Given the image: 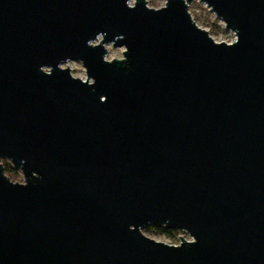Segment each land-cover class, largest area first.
Instances as JSON below:
<instances>
[{"label":"water","instance_id":"95a60500","mask_svg":"<svg viewBox=\"0 0 264 264\" xmlns=\"http://www.w3.org/2000/svg\"><path fill=\"white\" fill-rule=\"evenodd\" d=\"M189 1L0 0V264H264V0Z\"/></svg>","mask_w":264,"mask_h":264},{"label":"rangeland","instance_id":"374dc122","mask_svg":"<svg viewBox=\"0 0 264 264\" xmlns=\"http://www.w3.org/2000/svg\"><path fill=\"white\" fill-rule=\"evenodd\" d=\"M146 3L150 6H160L165 3V0H146ZM188 10L191 13L193 19L200 26L206 28L208 33L216 40L231 41L235 38V31L226 27L222 19L215 14L205 3L199 0H190L188 2ZM107 53L105 57L111 59L112 57L122 58L123 57V46H113L111 43L106 44ZM61 66H68L73 75L81 78L86 77V70L80 60L68 59L60 64ZM10 160L7 158H1L0 162L4 165V162ZM12 165V164H11ZM16 172L14 176L7 175L11 180L24 181V177L20 168H15ZM5 172V171H4ZM141 230L148 236L153 237L157 240H162L168 243H174L178 241L179 234L187 237V233L181 229L175 228L173 234L168 233L160 229V227L148 228V225L141 228Z\"/></svg>","mask_w":264,"mask_h":264},{"label":"trees","instance_id":"16d2710c","mask_svg":"<svg viewBox=\"0 0 264 264\" xmlns=\"http://www.w3.org/2000/svg\"><path fill=\"white\" fill-rule=\"evenodd\" d=\"M4 171L10 177V176H14V174L16 172V169L8 161H6V162H4ZM154 227H160L161 230L166 231L168 233L170 232L172 234H173V232L175 230V229H172V228H167V227H165L163 225H155V224H152V223L148 224V228H154Z\"/></svg>","mask_w":264,"mask_h":264},{"label":"built area","instance_id":"2783aa9c","mask_svg":"<svg viewBox=\"0 0 264 264\" xmlns=\"http://www.w3.org/2000/svg\"><path fill=\"white\" fill-rule=\"evenodd\" d=\"M134 1H135V0H129V3L132 4ZM235 37H236V35H235ZM234 39H235V38H234ZM234 39H233V40H234ZM231 41H232V40H231ZM3 167H4V165H3ZM181 230H183L184 232L187 233V237L181 235L184 239H186V240H192V239H193V237L188 233V231H186L185 229H181ZM178 239H179V240H178V241H175L174 244L180 243L181 238L179 237Z\"/></svg>","mask_w":264,"mask_h":264}]
</instances>
